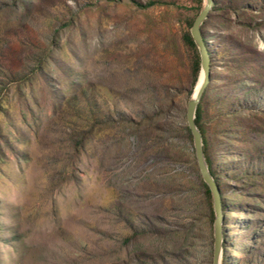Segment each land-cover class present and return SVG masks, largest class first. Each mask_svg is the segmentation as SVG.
Segmentation results:
<instances>
[{
	"label": "rangeland",
	"instance_id": "374dc122",
	"mask_svg": "<svg viewBox=\"0 0 264 264\" xmlns=\"http://www.w3.org/2000/svg\"><path fill=\"white\" fill-rule=\"evenodd\" d=\"M137 1L155 4L0 0V264H212L186 131L204 0ZM249 4L215 0L202 27L223 264H264V0Z\"/></svg>",
	"mask_w": 264,
	"mask_h": 264
},
{
	"label": "water",
	"instance_id": "95a60500",
	"mask_svg": "<svg viewBox=\"0 0 264 264\" xmlns=\"http://www.w3.org/2000/svg\"><path fill=\"white\" fill-rule=\"evenodd\" d=\"M215 4V0H204V4L197 15L192 27L191 34L198 48L201 59V71L204 74L203 82L198 89L196 96H190L187 103L186 121L187 126L193 136V144L196 162L199 172L204 182L208 185L212 199L215 214L214 220V247L212 264H222L224 253V221L225 214L223 212L221 188L214 175L212 174L206 156L204 153L203 135L196 123V111L201 102L203 94L211 79V54L208 43L203 35L202 25L209 17L211 10Z\"/></svg>",
	"mask_w": 264,
	"mask_h": 264
},
{
	"label": "trees",
	"instance_id": "16d2710c",
	"mask_svg": "<svg viewBox=\"0 0 264 264\" xmlns=\"http://www.w3.org/2000/svg\"><path fill=\"white\" fill-rule=\"evenodd\" d=\"M135 4H137L138 6H141V7H148V6H151V5H153V4H155V2L154 1H150V2H148V3H145V4H143V3H141L140 1H137V0H132ZM247 3H248V5L249 6H247V7H250V0H247ZM197 17V16H196ZM196 17L195 18H192L190 21H189V30L188 31H186L185 33H184V41H185V43L190 47V48H192L193 50H194V52H195V55H196V57H195V60H194V64H193V70H194V77H195V80L198 82V80H199V77H200V74H201V59H200V54H199V51H198V48H197V46H196V43H195V41H194V38H193V36H192V34H191V32H190V30H191V27H192V25H193V23H194V21H195V19H196ZM205 23V22H204ZM202 27H203V25H202ZM204 35V34H203ZM205 37V36H204ZM205 39H206V37H205ZM206 41H207V43H208V40L206 39ZM209 45V44H208ZM197 82H196V84H197ZM196 86V85H195ZM206 92V91H205ZM205 92H204V94H203V97H202V99H201V102H200V104L198 105V107H197V111H196V123H197V125H198V127L200 128V130H201V132H202V135H203V142H204V153H205V156H206V160H207V162H208V165H209V168H210V170H211V172H212V174L214 175V177H215V179H216V175H215V172H214V169H213V167H212V163H211V161H210V159H209V157H208V148H207V144H208V142H207V139L205 138V136H204V130H203V128H202V118H203V113H202V101H203V99H204V96H205ZM186 131L188 132V134L193 138V136H192V134H191V131H190V129L188 128V126H186ZM86 139H87V137L84 135L83 137H82V139H81V141H80V143H79V145H81V146H84L85 144H86ZM76 147H78V145H76ZM78 149V148H77ZM217 180V179H216ZM217 182H218V180H217ZM219 183V182H218ZM204 185H205V187H206V191H207V193L210 195L211 194V191H210V189H209V187H208V185L204 182ZM212 196V195H211ZM223 203V202H222ZM223 247H225V241L223 242ZM225 251V250H224ZM223 260H224V253H223Z\"/></svg>",
	"mask_w": 264,
	"mask_h": 264
},
{
	"label": "bare ground",
	"instance_id": "6f19581e",
	"mask_svg": "<svg viewBox=\"0 0 264 264\" xmlns=\"http://www.w3.org/2000/svg\"><path fill=\"white\" fill-rule=\"evenodd\" d=\"M203 79H204V74H203V72H201L199 80H198V82H197V84L195 86V89H194V92H193L192 96H196V94L198 92V89L200 88V86H201V84L203 82ZM222 264H223V260H222Z\"/></svg>",
	"mask_w": 264,
	"mask_h": 264
}]
</instances>
